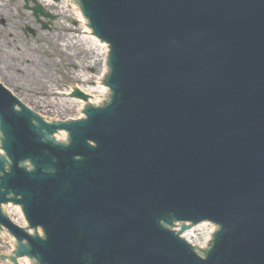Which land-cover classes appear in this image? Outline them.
I'll return each mask as SVG.
<instances>
[{
    "label": "water",
    "instance_id": "obj_1",
    "mask_svg": "<svg viewBox=\"0 0 264 264\" xmlns=\"http://www.w3.org/2000/svg\"><path fill=\"white\" fill-rule=\"evenodd\" d=\"M79 1L111 45L115 96L76 129L62 126L73 137L63 148L43 141L31 123L39 119L9 92L45 122L80 120L108 99L109 47L73 0H32L29 9L0 0V82L9 91L0 85V119L12 164L6 172L0 161V207L21 205L47 239L0 210L17 256L26 242L42 264H264V0ZM35 5V16L52 19H37ZM74 88L85 102L69 97ZM26 159L35 173L19 166ZM52 167L55 176L43 173ZM3 210L26 228L18 207ZM164 214L222 225L208 260L163 229Z\"/></svg>",
    "mask_w": 264,
    "mask_h": 264
},
{
    "label": "bare ground",
    "instance_id": "obj_2",
    "mask_svg": "<svg viewBox=\"0 0 264 264\" xmlns=\"http://www.w3.org/2000/svg\"><path fill=\"white\" fill-rule=\"evenodd\" d=\"M8 254H9V250H12L13 249V243H8ZM20 262V264H31L30 262H27V261H18Z\"/></svg>",
    "mask_w": 264,
    "mask_h": 264
},
{
    "label": "rangeland",
    "instance_id": "obj_3",
    "mask_svg": "<svg viewBox=\"0 0 264 264\" xmlns=\"http://www.w3.org/2000/svg\"><path fill=\"white\" fill-rule=\"evenodd\" d=\"M7 242V241H6ZM4 247V243L1 241L0 239V254H4L5 252V249L3 248Z\"/></svg>",
    "mask_w": 264,
    "mask_h": 264
}]
</instances>
